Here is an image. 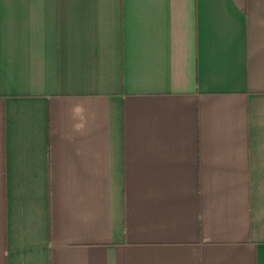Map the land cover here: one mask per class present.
Instances as JSON below:
<instances>
[{
  "label": "crops",
  "instance_id": "crops-1",
  "mask_svg": "<svg viewBox=\"0 0 264 264\" xmlns=\"http://www.w3.org/2000/svg\"><path fill=\"white\" fill-rule=\"evenodd\" d=\"M0 264H264V0H0Z\"/></svg>",
  "mask_w": 264,
  "mask_h": 264
}]
</instances>
